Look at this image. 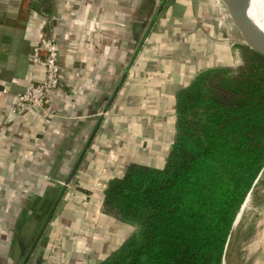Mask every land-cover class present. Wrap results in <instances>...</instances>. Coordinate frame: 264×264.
Instances as JSON below:
<instances>
[{
  "label": "crops",
  "instance_id": "crops-1",
  "mask_svg": "<svg viewBox=\"0 0 264 264\" xmlns=\"http://www.w3.org/2000/svg\"><path fill=\"white\" fill-rule=\"evenodd\" d=\"M35 1L0 0V88L9 89L0 100V264H97L131 234L101 212L108 182L132 162L164 165L175 93L202 69L228 65L229 50L218 41L198 56L170 37L168 0H151L147 13L141 0H54L51 14ZM43 31L60 45V84L43 107L16 115V95L44 78L29 60ZM78 207L82 231L71 228Z\"/></svg>",
  "mask_w": 264,
  "mask_h": 264
},
{
  "label": "trees",
  "instance_id": "trees-1",
  "mask_svg": "<svg viewBox=\"0 0 264 264\" xmlns=\"http://www.w3.org/2000/svg\"><path fill=\"white\" fill-rule=\"evenodd\" d=\"M54 8V0L34 3L39 12ZM235 51L236 64L202 69L175 93V135L164 165L132 162L108 182L101 212L136 230L97 264L229 260L240 210L264 183V57L246 45ZM53 215L39 223L41 231Z\"/></svg>",
  "mask_w": 264,
  "mask_h": 264
},
{
  "label": "rangeland",
  "instance_id": "rangeland-1",
  "mask_svg": "<svg viewBox=\"0 0 264 264\" xmlns=\"http://www.w3.org/2000/svg\"><path fill=\"white\" fill-rule=\"evenodd\" d=\"M151 3V0H141L142 12L147 13L145 6ZM168 9V27L170 25L171 29L175 28V31L170 32V37L181 38L182 41L189 40L195 44L194 52L198 56L202 55L204 48L208 51L212 43L219 41L222 47L225 45L229 50L228 56L221 60L222 63H237V39L223 18V8L219 0H168ZM171 45L169 42V46ZM174 48L176 50L175 45ZM215 57L216 55L214 59ZM262 178L264 180V176ZM78 210L72 216L71 228L75 226L82 231L84 218L80 207ZM89 214L88 219H85L87 221L92 220L94 212L90 211ZM124 227L127 233L136 230V226L130 223H126ZM228 252L229 260L227 259L225 264H264V183L256 186L245 200L235 222Z\"/></svg>",
  "mask_w": 264,
  "mask_h": 264
},
{
  "label": "built area",
  "instance_id": "built-area-1",
  "mask_svg": "<svg viewBox=\"0 0 264 264\" xmlns=\"http://www.w3.org/2000/svg\"><path fill=\"white\" fill-rule=\"evenodd\" d=\"M29 60L32 66L43 68L44 78L30 82L24 92L16 95L13 108L16 115H22L34 107H43L46 100L57 92L60 84V45L53 35L41 32L33 44ZM8 94L7 87L0 88V100Z\"/></svg>",
  "mask_w": 264,
  "mask_h": 264
},
{
  "label": "water",
  "instance_id": "water-1",
  "mask_svg": "<svg viewBox=\"0 0 264 264\" xmlns=\"http://www.w3.org/2000/svg\"><path fill=\"white\" fill-rule=\"evenodd\" d=\"M219 4L224 20L236 36L237 45H246L264 57V32L249 15L248 0H219Z\"/></svg>",
  "mask_w": 264,
  "mask_h": 264
},
{
  "label": "bare ground",
  "instance_id": "bare-ground-1",
  "mask_svg": "<svg viewBox=\"0 0 264 264\" xmlns=\"http://www.w3.org/2000/svg\"><path fill=\"white\" fill-rule=\"evenodd\" d=\"M248 12L260 30L264 32V0H248Z\"/></svg>",
  "mask_w": 264,
  "mask_h": 264
}]
</instances>
